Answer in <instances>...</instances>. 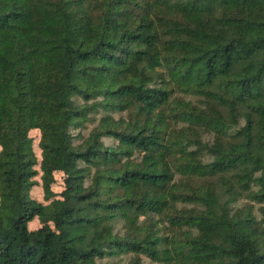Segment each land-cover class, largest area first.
<instances>
[{
  "label": "trees",
  "instance_id": "1",
  "mask_svg": "<svg viewBox=\"0 0 264 264\" xmlns=\"http://www.w3.org/2000/svg\"><path fill=\"white\" fill-rule=\"evenodd\" d=\"M0 264H264V0H0Z\"/></svg>",
  "mask_w": 264,
  "mask_h": 264
},
{
  "label": "rangeland",
  "instance_id": "2",
  "mask_svg": "<svg viewBox=\"0 0 264 264\" xmlns=\"http://www.w3.org/2000/svg\"><path fill=\"white\" fill-rule=\"evenodd\" d=\"M92 127V124H88L87 128L83 129L82 130V133L84 135H87L90 128ZM34 136H35V141H34V146H35V149H36V152L40 158V149L38 147V140H39V135L38 134H35L34 133ZM107 141H111L110 139H107ZM37 168H39V166L37 165ZM39 181H40V175L36 177ZM63 188V176H62V173L60 172H57L56 173V182L52 185V189L55 191V192H60ZM31 193H32V196L37 199L38 201L40 202H45V196H44V190H43V187L39 184V185H36L34 186V188L31 190ZM40 225V222L38 219H34L33 221L30 222L29 226L30 228L32 229H35L37 227H39Z\"/></svg>",
  "mask_w": 264,
  "mask_h": 264
}]
</instances>
